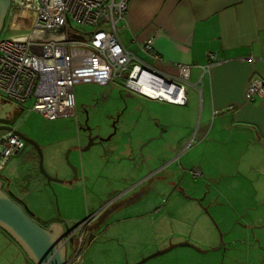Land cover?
Masks as SVG:
<instances>
[{
	"label": "rangeland",
	"instance_id": "rangeland-1",
	"mask_svg": "<svg viewBox=\"0 0 264 264\" xmlns=\"http://www.w3.org/2000/svg\"><path fill=\"white\" fill-rule=\"evenodd\" d=\"M20 32L25 31L8 30L4 23L0 37ZM72 91L74 116L46 119L29 110L27 101L14 124L40 148L46 174L59 181L46 179L38 152L29 144L8 159L0 175L41 221L57 219L74 228L98 208L110 210L84 248L81 264H264V162L246 157L244 148L212 150L210 143L204 144L201 161L203 144L199 148L195 135L199 114H189V106L184 110L189 114L185 133H190V147L175 154L184 157L153 172L149 181L133 185L127 159L140 158V136L129 127L139 114L156 124L149 111L163 109H155L120 81L76 83ZM16 107L0 95V118ZM150 133L160 142L173 136L171 130L162 136L160 127ZM91 138L98 139L84 149ZM151 141L138 148L145 149ZM24 149L33 153L32 168ZM82 166L89 180L83 178ZM192 167L201 175L193 177ZM73 168L76 178L69 183ZM0 264L33 263L0 237Z\"/></svg>",
	"mask_w": 264,
	"mask_h": 264
},
{
	"label": "crops",
	"instance_id": "crops-1",
	"mask_svg": "<svg viewBox=\"0 0 264 264\" xmlns=\"http://www.w3.org/2000/svg\"><path fill=\"white\" fill-rule=\"evenodd\" d=\"M117 35L127 50L166 76L177 77L181 65L189 67L186 104L140 95L155 109L159 106L163 110L149 111L156 124L139 114V119L129 127L131 134L137 131L140 136L139 145L144 146L149 138L155 141L145 149L137 146L139 159H127L132 164L128 172L133 185L149 181L153 172L184 157L177 159L175 154L190 147V133H185L189 129L185 123L189 112L199 114L195 135L201 142L199 148L203 144L199 152L201 161L205 145L210 143L212 150L244 148L246 157L258 160L260 165L264 162V97L255 95L248 100L245 95L252 78L264 79V0H128L125 16L117 23ZM150 37L160 57L157 61L144 56L139 48ZM209 52L215 53L217 63L204 70ZM189 106L187 113L184 109ZM159 127L162 136L170 130L173 136L160 142L157 135L150 133ZM150 145H155L157 151H152L154 147ZM27 157L32 168L33 153L28 151ZM81 174L89 180L85 167ZM6 182L9 186V180ZM0 237L27 257L1 228Z\"/></svg>",
	"mask_w": 264,
	"mask_h": 264
},
{
	"label": "built area",
	"instance_id": "built-area-1",
	"mask_svg": "<svg viewBox=\"0 0 264 264\" xmlns=\"http://www.w3.org/2000/svg\"><path fill=\"white\" fill-rule=\"evenodd\" d=\"M127 6L128 0H10L5 19L8 30L25 32L0 37V95L19 107L29 101V110L50 120L75 115L72 88L84 82L109 85L120 81L146 98L186 104L188 66L181 65L177 77L166 76L119 40L117 23ZM139 48L150 60L160 59L153 38L145 39ZM216 59L209 52L204 70L216 64ZM245 95L248 100L264 97V79L252 78ZM0 145L2 168L23 149L24 142L13 126L2 132ZM189 171L195 178L201 175L196 167ZM102 212L98 208L73 230L66 264H81L82 252L93 239L88 227Z\"/></svg>",
	"mask_w": 264,
	"mask_h": 264
},
{
	"label": "water",
	"instance_id": "water-1",
	"mask_svg": "<svg viewBox=\"0 0 264 264\" xmlns=\"http://www.w3.org/2000/svg\"><path fill=\"white\" fill-rule=\"evenodd\" d=\"M10 5V0H0V30L4 25V19ZM21 107L14 110L7 117L0 118V130H10L15 124ZM24 144L34 146L39 156V168L48 181H59L46 174L42 163V152L38 145L26 135L16 131ZM98 138H91L84 149ZM99 139L102 140L101 137ZM76 178V170L73 168V178ZM110 210L103 213L92 226L90 239L94 238L95 230L104 222ZM0 228L13 238L25 252L28 260L33 264H66V241L71 238L72 228H68L61 220L49 219L41 221L29 212L25 204L9 191L2 188L0 180Z\"/></svg>",
	"mask_w": 264,
	"mask_h": 264
},
{
	"label": "flooded vegetation",
	"instance_id": "flooded-vegetation-1",
	"mask_svg": "<svg viewBox=\"0 0 264 264\" xmlns=\"http://www.w3.org/2000/svg\"><path fill=\"white\" fill-rule=\"evenodd\" d=\"M7 14V13H6ZM5 19H6V16H5ZM5 19H4V23H5ZM17 108H19V106H17ZM12 115V114H11ZM10 115V116H11ZM14 126V125H13ZM25 144H28V143H25ZM30 145V144H29ZM0 180L2 181V187L3 188H5V190L6 191H10L9 190V188H7V182L5 181V177H3V176H1L0 175ZM11 192V194L14 196V194L12 193V191H10ZM122 193H120V194H118V196L119 195H121ZM14 198H17V197H15L14 196ZM114 209V208H113ZM103 214V212L101 213V215ZM100 215V216H101ZM100 216L95 220V221H93V222H91L90 223V225H89V227H88V229L90 230V232H91V230H92V226L97 222V220L100 218ZM107 217V216H106ZM81 222V221H80ZM80 222L74 227V228H72L73 230H75L76 228H77V226L80 224ZM73 232V231H72ZM73 237H72V235H71V238L70 239H67V241H66V248H67V254H66V258L68 259L69 258V256H70V253H69V249H68V246H69V244L71 243V244H73Z\"/></svg>",
	"mask_w": 264,
	"mask_h": 264
},
{
	"label": "bare ground",
	"instance_id": "bare-ground-1",
	"mask_svg": "<svg viewBox=\"0 0 264 264\" xmlns=\"http://www.w3.org/2000/svg\"><path fill=\"white\" fill-rule=\"evenodd\" d=\"M162 94H163L164 96H166V97H170V96H171L170 94H168V93H166V92H162Z\"/></svg>",
	"mask_w": 264,
	"mask_h": 264
}]
</instances>
